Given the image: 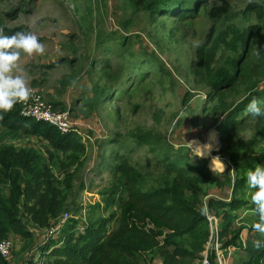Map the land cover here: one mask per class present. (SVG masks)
I'll return each instance as SVG.
<instances>
[{
    "label": "trees",
    "instance_id": "obj_1",
    "mask_svg": "<svg viewBox=\"0 0 264 264\" xmlns=\"http://www.w3.org/2000/svg\"><path fill=\"white\" fill-rule=\"evenodd\" d=\"M128 1L133 7L143 8L158 16H174L182 21L196 19L203 7H209L208 15L216 23L226 22L236 14L226 0H223L222 5H212L211 0ZM242 15L244 25L239 26L231 21L225 29L218 30L217 39L210 50L206 51L203 45L198 48L199 64L203 68L206 84L211 86L209 102L216 100L219 104L213 107V113L216 115L215 126L219 132L221 148L214 154L219 153L227 161L226 169L214 172L209 158L195 156L187 144H182L187 148L186 151H178L166 142L160 144L156 134L151 131L135 132L132 140L112 136L117 148L110 155H102L99 165H106L110 170L111 183L101 189V193L104 198L121 207L118 228L108 231V224L115 218L112 217L115 213L80 233L75 231L76 221L68 219L61 229L62 232L69 226L61 234L62 242L56 243L48 238L49 241L39 248L42 252L50 251L48 255L51 259L46 264L52 260L57 262L59 258L66 261L63 264H152L157 254L162 258V264H193L204 258L203 252L211 235L208 214H201L205 207L208 213L221 219L218 237L226 254L233 247L235 252L242 250L246 254L248 260L245 264H264V247L257 250L253 246L255 240L264 242V236L252 228V224L258 222V215L251 214L250 223L242 222L233 227L242 216L239 209L252 213L255 208L251 203L252 191L247 186L246 173L254 170L257 164L264 166V148L258 159L253 156L252 149L247 153L248 159H243L240 157L239 141L235 143L236 137L233 136L252 118L245 114V108L251 100L264 101L261 81L264 75V21H260L264 16V4L252 0ZM17 30L14 28L10 32ZM215 31L214 25L211 33ZM135 37L142 39L139 35ZM115 38L108 36V43ZM104 41L105 38H102L98 44ZM118 42L121 56L126 57L132 52V34L119 37ZM221 44L233 52L237 51V54L227 56L224 64L213 69L210 64L215 56L214 51ZM102 49L106 53L114 51L111 44ZM152 56L153 61L160 62L156 52ZM107 61L104 60L105 64L101 66L100 79L108 78L111 72ZM126 81L127 87L122 90L129 94L135 81L131 75H121L118 85ZM119 86L107 91L101 84H97L92 100L88 95L78 96L76 102L79 104L75 106H87L97 98L100 101L109 100L114 91L121 90ZM241 88L245 89L244 94L235 102L227 103L226 97L236 94ZM116 96L121 98L120 95ZM54 103L55 107L63 105L57 106ZM75 106L69 109L70 112ZM221 111L224 112L218 120ZM252 119L255 122L252 125L255 131L254 144L264 142V117ZM0 126L6 133L13 134L12 138L42 137L50 147V153L46 155L33 146H18L12 142L0 146V186H9L8 195L0 187V242L8 239L9 233L16 232L21 233L30 244L35 234L26 227L23 213L29 215L31 221L40 228L51 226V218H57L65 208L76 169L86 166L88 162L86 143L81 132H63L44 121L23 116L21 103H17L11 112H0ZM86 137L90 139L89 134ZM150 142L153 144L151 150L155 152L156 163L163 165L158 174L139 168L129 154L135 145ZM121 149L124 150L123 154L119 152ZM56 168L63 173L64 179L61 181H56ZM214 189H228L230 197L226 199L212 195ZM105 204L109 205V202ZM156 224H162L166 230H157ZM245 229L247 236L244 238L242 232ZM55 253H58L56 259ZM208 260L210 264H218L215 250H209ZM0 264H9V260L0 255Z\"/></svg>",
    "mask_w": 264,
    "mask_h": 264
},
{
    "label": "rangeland",
    "instance_id": "obj_2",
    "mask_svg": "<svg viewBox=\"0 0 264 264\" xmlns=\"http://www.w3.org/2000/svg\"><path fill=\"white\" fill-rule=\"evenodd\" d=\"M226 1L233 6L236 14L226 22L216 23L208 15L209 7H203L196 19L182 21L174 16H158L143 8L133 7L128 0H0V28L4 29V33L14 34L15 31L10 32L14 28H18L17 31L32 32L46 48L42 56L29 57L22 54L19 70L14 74L22 75L31 91L39 92L44 100L52 104L58 99L65 102V105L56 108L70 109L79 104L76 99L82 95H88L92 100L97 84H101L108 91L119 86L121 75H131L135 81L129 94L122 90L127 87V81L122 82L119 86L121 90L114 91L109 100L100 101L97 98L92 104L75 106L70 112L73 120L80 123L78 128L82 130L86 143L88 162L86 166L74 170L72 191L58 217L68 213L71 222L76 221L77 233L86 231L88 226L107 218L111 213H115L112 216L115 218L108 224V231L112 232L119 226L120 205L104 198L101 193V189L109 186L112 180L107 166L99 165L102 155H110L117 148L112 136H123L132 140L135 132L151 131L156 134L160 144L166 142L178 151H186L187 148L182 144L193 140L205 144L210 140L213 142L212 150L210 154L204 155H210L209 159L213 157V152L220 150L221 144L218 143L215 126L216 115L213 113V107H218L219 104L216 100L209 102L211 86L206 84L203 68L199 64L198 48L203 45L206 51L210 50L217 39L218 30L225 29L229 22H235L239 26L245 24L242 11L252 0ZM255 1L264 4V0ZM211 4L222 5L223 0H211ZM260 21H264V16ZM214 25L216 31L211 33ZM130 34L134 40L131 51L136 52H133L135 55L131 52L123 57L118 39ZM135 35L142 39L139 40ZM108 36L116 38L108 43ZM102 38L105 41L98 44ZM108 44L114 48L113 52L106 53L102 49ZM153 52L157 53L160 62L152 60ZM214 54L210 64L213 69L224 64L225 58L232 57L237 51L233 52L231 48L221 44L215 48ZM104 60H109L107 65L111 67V72L108 78L100 79ZM127 80L129 85L130 78ZM261 81L264 86V75ZM244 91L241 88L236 94L227 96L226 102H235ZM221 112V115L217 113L220 115L218 120L224 111ZM254 123L250 118L243 124V129L233 135L236 137L235 143L239 141L240 157L243 159H248L247 153L251 149L255 159H258L264 148V142L254 144ZM214 131L216 133L213 140L211 134ZM87 134L90 139L86 137ZM12 137L13 134L6 133L0 126V146L12 142L18 146L36 147L46 155L50 153L48 141L42 137ZM152 146V142L135 145L129 154L132 162H136L139 168L158 174L163 165L156 163ZM119 152L123 154L124 150ZM216 157L222 160L220 155ZM209 163L213 169L221 171L228 166L225 161L218 166L213 161ZM54 171L56 181L64 179L58 168ZM0 187L6 195L9 194L8 185L2 184ZM211 194L226 199L230 197L228 189H214ZM106 201L109 205L105 204ZM238 211H241L242 216L235 221L233 227L242 222H251L250 217L254 212L242 208ZM23 217L26 227L35 236L29 244L21 233H9L8 239L12 240L11 246L14 245L7 258L9 264H46L51 259L48 255L50 251L42 252L39 248L49 241L47 238L43 243L49 226L40 228L31 221L29 215L23 213ZM57 218H51L50 223L58 221L55 220ZM220 221L218 218L217 224L212 225L219 229ZM161 225L156 224V229L165 231L166 228ZM68 227L58 233L57 238H54L55 234H50V241L61 243V234ZM242 236H247L246 229ZM147 250L150 251L149 248ZM54 255L56 259L58 253ZM227 255L228 264H245L248 260L242 250L235 252L233 247L229 248ZM203 259H198L193 264H204ZM53 261L50 264L66 262L61 258L57 262ZM152 264H162L159 254L154 257Z\"/></svg>",
    "mask_w": 264,
    "mask_h": 264
},
{
    "label": "clouds",
    "instance_id": "obj_3",
    "mask_svg": "<svg viewBox=\"0 0 264 264\" xmlns=\"http://www.w3.org/2000/svg\"><path fill=\"white\" fill-rule=\"evenodd\" d=\"M45 51V45L40 42L36 34L16 31L14 34L6 35L4 29L0 28V112H11L17 103H25L32 98V92L26 79L14 73L19 70L22 54L29 57L42 56ZM245 114L254 119L264 117V101L252 99L245 108ZM187 144L195 156L203 157L212 150L211 144H200L196 140ZM215 170L214 168L213 171ZM246 181L248 188L254 190L251 192V203L255 206L254 213L258 215V222H254L252 228L264 236V166L257 165L254 170H249L246 173ZM201 214L207 216V207L201 210ZM57 236L58 234L54 238ZM253 246L259 250L264 247V242L255 240Z\"/></svg>",
    "mask_w": 264,
    "mask_h": 264
},
{
    "label": "built area",
    "instance_id": "obj_4",
    "mask_svg": "<svg viewBox=\"0 0 264 264\" xmlns=\"http://www.w3.org/2000/svg\"><path fill=\"white\" fill-rule=\"evenodd\" d=\"M31 92L32 98H30L25 103H21V114L23 116L32 117L39 121H44L63 132L74 130L82 133V130L78 128L79 122L77 123L75 120H73L69 110L58 109L52 103L44 100L39 92ZM216 155L220 154H214L213 152V156ZM208 156L210 155H206L203 157L209 158ZM220 158L224 160L226 164H228L221 155ZM68 219V213H65L63 216L55 219L58 221L52 223L51 226L46 230L45 236L43 237L44 241H46L47 238H50L48 236L52 233L56 236L63 227V224L66 223ZM217 219L218 218L215 215L208 214V220L211 224V235L209 241L206 244V249L203 252L204 264H206V262L209 263V250L216 251L218 264H228L229 262V255L225 254L224 250L221 247V242L218 237V229L217 227H214V225H212L214 223L217 224ZM10 241V239H4L0 242V255H2L3 257H8L11 252V248L13 249V245L11 246Z\"/></svg>",
    "mask_w": 264,
    "mask_h": 264
},
{
    "label": "bare ground",
    "instance_id": "obj_5",
    "mask_svg": "<svg viewBox=\"0 0 264 264\" xmlns=\"http://www.w3.org/2000/svg\"><path fill=\"white\" fill-rule=\"evenodd\" d=\"M212 133V132H211ZM215 131H214V133H213V140H214V136H215ZM212 135V134H211ZM212 138V137H211ZM200 144H205V143H201V142H199ZM212 143L213 142H211L210 140H209V142L208 143H206V144H211L212 145ZM215 160V161H214ZM211 161H213L217 166L218 165H221L224 161L223 160H220V159H218V157H216V156H213L212 158H210V162ZM210 164V163H209ZM212 164V163H211ZM216 166V167H217Z\"/></svg>",
    "mask_w": 264,
    "mask_h": 264
},
{
    "label": "crops",
    "instance_id": "obj_6",
    "mask_svg": "<svg viewBox=\"0 0 264 264\" xmlns=\"http://www.w3.org/2000/svg\"><path fill=\"white\" fill-rule=\"evenodd\" d=\"M60 101H61V99H58V100H55V101H53V102H55L54 104L57 105V106H58V105H62V104L65 105V102H64V101H62V102H60ZM63 105H62V106H63ZM58 107H59V106H58ZM76 122H77V121H76ZM77 123H78V122H77ZM79 125H80V123H79ZM212 135H213V134H212ZM212 137H213V136H212ZM225 163H226V162H225Z\"/></svg>",
    "mask_w": 264,
    "mask_h": 264
},
{
    "label": "water",
    "instance_id": "obj_7",
    "mask_svg": "<svg viewBox=\"0 0 264 264\" xmlns=\"http://www.w3.org/2000/svg\"><path fill=\"white\" fill-rule=\"evenodd\" d=\"M217 138H218V143L220 144L221 141H220V138H219V133L217 132Z\"/></svg>",
    "mask_w": 264,
    "mask_h": 264
}]
</instances>
